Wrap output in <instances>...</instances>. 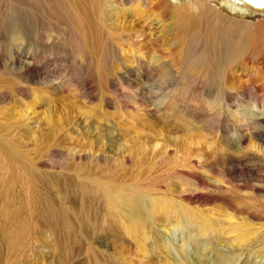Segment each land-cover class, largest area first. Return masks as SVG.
<instances>
[{"label":"rangeland","instance_id":"obj_1","mask_svg":"<svg viewBox=\"0 0 264 264\" xmlns=\"http://www.w3.org/2000/svg\"><path fill=\"white\" fill-rule=\"evenodd\" d=\"M182 239L264 264V16L0 0V264H184Z\"/></svg>","mask_w":264,"mask_h":264},{"label":"bare ground","instance_id":"obj_2","mask_svg":"<svg viewBox=\"0 0 264 264\" xmlns=\"http://www.w3.org/2000/svg\"><path fill=\"white\" fill-rule=\"evenodd\" d=\"M176 1H179V0H176ZM205 1V0H204ZM204 3L202 2H198V3H195L196 6L194 7H197V5H202V6H205L203 5ZM221 4L222 6L226 7L228 10H230L231 12H233V14H236V15H240L243 17V19H245L246 17H255L257 15H263L264 16V6L260 9L256 8V7H252L250 5H248V3H245L244 1H241V0H221ZM245 21V20H243ZM83 32V31H82ZM85 33V32H84ZM77 36V35H76ZM200 41V40H199ZM4 195V194H3ZM11 219V217H9ZM182 222V221H181ZM13 224V223H12ZM11 223L9 222L7 224V230L9 229ZM109 226L111 225L110 223L108 224ZM181 225L180 226H177V231H180L181 229ZM6 228V227H5ZM95 228V227H94ZM175 228V229H176ZM183 229V228H182ZM2 230V229H1ZM5 230V229H4ZM3 230V232H4ZM114 231V230H113ZM109 233V232H108ZM110 235L107 236V239H109ZM6 238V237H5ZM201 239V238H200ZM189 241V240H188ZM188 241H186L185 239H182V244L180 247L177 248V251H178V254L180 256V260H182V262L185 264H189V261H188V257H187V253H186V246L189 245L188 244ZM216 241V240H215ZM191 242V241H190ZM196 246V245H195ZM199 246V245H198ZM188 252V251H187ZM198 254V253H197ZM229 255V254H228ZM228 255H225L227 257H229ZM201 257V256H200ZM228 258H224L223 259V262L224 264H227L228 263Z\"/></svg>","mask_w":264,"mask_h":264},{"label":"water","instance_id":"obj_3","mask_svg":"<svg viewBox=\"0 0 264 264\" xmlns=\"http://www.w3.org/2000/svg\"><path fill=\"white\" fill-rule=\"evenodd\" d=\"M245 3H248V5L252 7H256L258 9L262 8L264 6V0H241Z\"/></svg>","mask_w":264,"mask_h":264}]
</instances>
